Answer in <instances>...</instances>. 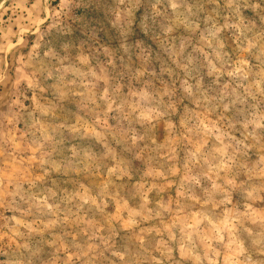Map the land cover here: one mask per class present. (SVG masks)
<instances>
[{
    "label": "rangeland",
    "instance_id": "rangeland-1",
    "mask_svg": "<svg viewBox=\"0 0 264 264\" xmlns=\"http://www.w3.org/2000/svg\"><path fill=\"white\" fill-rule=\"evenodd\" d=\"M0 264H264V0H0Z\"/></svg>",
    "mask_w": 264,
    "mask_h": 264
}]
</instances>
